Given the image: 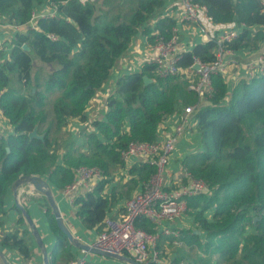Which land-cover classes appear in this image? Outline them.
<instances>
[{"label": "trees", "instance_id": "1", "mask_svg": "<svg viewBox=\"0 0 264 264\" xmlns=\"http://www.w3.org/2000/svg\"><path fill=\"white\" fill-rule=\"evenodd\" d=\"M193 2L206 7L215 24L241 27L239 36L226 44L228 50H257L264 42L259 0ZM165 3L0 0V17H7L15 27L27 25L37 6L54 7L57 12L55 18L39 19L34 28L17 33L9 58L0 51V109L13 127L12 134L0 136V248L15 252L26 263L35 255L30 231L21 229L26 225L21 213L16 228L4 231L5 196L19 180L37 176L63 190L73 182L78 167L99 168L104 179L72 205L83 227L100 234L110 212L156 173L154 166L137 162L129 168L127 180L114 182L117 172L126 168L121 152L131 142H155L159 125L179 106L198 102L184 74L161 78L154 74L153 65L146 64L141 72L117 80L106 102L105 119L92 122L93 132L79 134L82 144L72 136L65 139L64 131L72 119L89 122L88 106L109 82L133 38ZM176 26L175 20L165 18L144 34L154 45L158 35L170 39ZM257 27L261 29L255 31ZM217 47L216 40H209L182 51L179 68L187 70L195 57L213 62ZM34 57L48 69L35 71ZM145 77L152 82L145 85ZM212 87L211 95L205 96L209 105L193 115L203 150L183 162L196 179L208 184L210 193L188 200V214L198 229L183 232L184 245L175 250L177 258L171 264H264V75L241 81L231 92L223 76L216 75ZM35 128L43 139L29 138ZM47 216L55 241L49 264H71L76 260L72 245L49 208ZM137 227L156 233L146 219L138 221ZM163 241L158 243L159 253Z\"/></svg>", "mask_w": 264, "mask_h": 264}, {"label": "built area", "instance_id": "2", "mask_svg": "<svg viewBox=\"0 0 264 264\" xmlns=\"http://www.w3.org/2000/svg\"><path fill=\"white\" fill-rule=\"evenodd\" d=\"M77 1L83 5L97 2V0ZM259 2L264 14V0H259ZM183 10L184 23L199 25L210 40L218 42L215 51L216 59L211 63H206L195 57L193 64L187 70L180 69L178 62L183 50L179 42V33L174 29L170 39L157 36L153 45L154 59L148 64L154 66V74L161 78L175 77L186 72L189 90L206 99L205 96L211 95L213 91L212 77L216 75L224 77L227 73L229 62L226 58L233 56L234 52L228 50L226 44L235 40L239 36V31L232 24H215L208 16L207 8L194 3L193 0H183ZM56 15L54 7L37 6L30 22L16 28H23L24 30L18 33H24L29 27L34 28L39 19L55 18ZM48 38L53 41L57 39L53 35H48ZM0 51H2L1 44ZM263 75L264 53L248 64L247 74L243 81L249 82ZM195 110L196 106L185 107L184 117L176 129L175 136L163 142H131L121 152V159L126 165V168L122 170L128 169L134 163L143 162L154 166L156 173L149 182L143 184L139 192L126 200L123 213L118 218L108 215L104 220L103 231L97 234L95 240L90 243L93 250L102 253V257L125 262L118 258L127 256L139 264H164L157 250L159 241L165 238L171 241V245L180 246L182 233L178 224L189 215L188 200L197 195L210 193L208 184L201 179H196L184 165L179 170L180 176L176 179V186L169 184L167 179L169 176L167 166L171 155L177 149L179 137L191 128L192 124V126H197L193 118ZM4 119L6 117L0 109V121ZM0 136L6 137L1 134ZM103 179L104 173L97 167H78L75 170L73 182L61 192L73 203L76 197L85 195ZM142 219H146L156 229L155 234L137 227L138 221ZM83 254L87 253L82 250ZM86 263H89L87 258L80 256L71 264Z\"/></svg>", "mask_w": 264, "mask_h": 264}, {"label": "crops", "instance_id": "3", "mask_svg": "<svg viewBox=\"0 0 264 264\" xmlns=\"http://www.w3.org/2000/svg\"><path fill=\"white\" fill-rule=\"evenodd\" d=\"M183 11V0H166L165 7L157 11L154 18L140 29L137 36L133 38L129 51L120 58L117 65L112 70L109 82L104 85L102 90L97 94V96L88 106L86 115L89 118L90 123L96 120L105 119V115L108 110L106 102L109 96L114 93L117 80L124 75L141 72L144 66L154 59L155 52L153 49V45L149 43L148 37L144 34V30H154L157 23L162 19L171 18L177 23L175 30H177V32L179 33V42L183 51H190L196 45L206 44L210 40L209 37L202 32L199 25L187 24L183 22ZM232 25L236 30H241V27L237 26L235 23H233ZM260 29L261 27H257L254 30L256 31ZM23 30V28L19 29L11 26L8 23L7 17H0V44L2 46V49L6 52V59L9 58L10 51L12 49V41L14 40L16 34L19 31ZM263 53L264 42L257 50L245 49L234 52L233 56H227L226 60L229 62V66L227 73L223 78L225 83L228 85L230 92L246 77L248 64L253 62L259 55ZM184 75L188 79V75L186 72L184 73ZM207 105H209V102L204 97L198 96V102L195 105L179 106V109L176 113L168 117L159 125L156 141L163 142L176 135V129L181 124L182 118L184 117L185 107L196 106V109H200ZM85 128H87V126L83 124L79 119H72L69 121L68 127L64 132L66 135L76 138L77 142L79 144H82V140L78 138L79 134ZM94 130L95 129L92 127L90 128L89 132H93ZM12 133L13 127L9 124V122L6 119L1 120L0 134L3 136H8ZM202 150L201 136L197 126L194 128H189L184 134L179 137L177 149L169 159V163L167 166V172H169V176L167 177L168 183L176 186V179L180 176L179 170L183 167L184 160L190 155L202 152ZM129 168L126 170H119L117 172V176L115 177L116 181L114 182H117L124 177L125 180H127V178L129 177ZM17 183L18 182L14 183L9 188L5 196V211L7 212V216L4 218V231L8 232L16 228L15 225L20 217V213L23 216V213L16 207V204L20 201V203L22 205L24 204L23 206H25L29 211L31 218L38 228L39 233H41V239L43 238L42 236H46L50 239L47 244L45 243V247L48 251L49 256V251L51 253V250L55 243L54 235L52 233L51 224L47 216L48 211L43 210L40 207L42 200H45L50 206L49 201L46 198L44 192L41 191L37 184L31 183L30 181H21L19 185H17ZM113 185L116 184L114 183ZM23 186L25 191H22ZM50 188L59 207L61 208V213L65 220V223L67 224V227L72 231V234H74L75 237L82 242L89 244L92 243L95 240L97 233L95 231H89L83 227L82 222L76 216L75 209L73 208L72 203L64 197L61 192L62 190L54 189L51 186ZM142 188L143 186H140L132 195V197ZM25 193L28 197L25 196ZM126 200L128 199L123 200L116 208H114L110 212V216L118 218L123 213V206ZM16 208L19 211H17ZM67 221L69 222V225ZM178 228L180 229L182 234L183 232L195 231L198 229L195 220L191 215H187L185 218H183L179 222ZM21 229H28L30 231L31 238L33 239L34 243L35 237L32 231L29 229L28 225L26 224L25 226L21 227ZM1 235L2 231H0V237ZM183 245V239H181V244L178 247L171 245V241L165 239V241L161 243L162 249L160 250V253L164 256L163 258H161L164 264H171L177 258L175 250L177 248H181ZM71 251L76 258L80 256L86 257L87 261L91 264H128L127 262H120L87 252V254L82 255V250L74 246H72ZM36 254L37 259L42 260L44 264L43 251L41 250L39 245H37V251L35 249L34 256H36ZM22 261L23 259L15 252L9 249L0 248V264H6L7 262L9 264H20L22 263ZM35 264H38V260Z\"/></svg>", "mask_w": 264, "mask_h": 264}, {"label": "water", "instance_id": "4", "mask_svg": "<svg viewBox=\"0 0 264 264\" xmlns=\"http://www.w3.org/2000/svg\"><path fill=\"white\" fill-rule=\"evenodd\" d=\"M24 50L29 51V48L27 45L23 46ZM152 80L148 77L144 78V83L145 85H148L149 83H151ZM29 138L30 139H34V138H38V139H43V136H39L38 135V129L35 128V130L29 134ZM29 181L31 183L37 184L39 186V188L41 189L42 192H44L46 198L49 201L50 204V208L53 211V215L55 216L56 222H57V226L58 228L66 235V237L68 238L70 244L80 250H83L87 253H91V254H95L98 256H101L102 253L101 252H97L95 250H93V248L90 246L89 243H85L82 242L80 240H78L73 234L72 232L69 230V228L67 227V224L65 223L62 213H61V209L54 197V194L49 186V184L47 182H45L43 179H40L39 177H33L31 179H29ZM19 183H21V181L19 180L17 185H19ZM16 207L23 213V217L26 221V224L28 225L29 229L32 231L34 237L37 240V243L39 245V247L41 248V250L43 251V260H44V264H49V256H48V251L45 247V244L43 242V240L41 239L40 233L38 231V228L35 224V222L33 221V219L31 218V215L29 213V211L27 210V208L25 206H23L22 204H20L19 202L16 204ZM120 260H123L125 262H127L128 264H139L137 263L135 260L127 257V256H122L120 258H118ZM6 264H9L8 262Z\"/></svg>", "mask_w": 264, "mask_h": 264}, {"label": "rangeland", "instance_id": "5", "mask_svg": "<svg viewBox=\"0 0 264 264\" xmlns=\"http://www.w3.org/2000/svg\"><path fill=\"white\" fill-rule=\"evenodd\" d=\"M2 51H4L3 49H2ZM4 53H5V55H6V52L4 51ZM34 59V62H35V71L39 68V67H43V68H45V69H48V67L47 66H45V65H42L40 62H39V60H38V58H36V57H34L33 58ZM83 124H85L86 126H87V128H85L84 130H87L88 132L90 131V128H92L91 127V124L92 123H90V121L88 122V123H83ZM193 125V124H192ZM191 125V128L193 127H196V126H192ZM70 136L69 135H66V137H65V139H68ZM63 154V151H60V155H62ZM119 177H121V176H119ZM24 181H26V180H24ZM18 182V181H17ZM22 191H25V189H24V186L22 187ZM26 194V193H25ZM26 197H28L27 196V194L25 195ZM30 202V201H29ZM40 207L43 209V210H46V211H48V208L50 209V212H51V214H53V211H52V209L50 208V206L47 204V202L45 201V200H42V203L40 204ZM61 209V208H60ZM208 217H209V219H211V217H212V214H208ZM38 222V221H37ZM39 223V222H38ZM67 223H68V225H69V222L67 221ZM71 227V226H70ZM249 232H251V231H249ZM41 234V233H40ZM43 238H42V240H43V242H44V244L46 243H48L49 241H50V239L49 238H47L46 236H42ZM34 243H35V249H36V251H37V245H38V243H37V240H36V238H34ZM49 254H50V251H49ZM204 255L203 254H200L199 255V257H203ZM37 260H38V264H43V262H42V260H40V259H37V254H36V256H34V258L30 261V262H28V263H26L24 260V262L22 261V263H20V264H35V263H37ZM210 260L212 261V262H214L215 261V258L214 257H212V258H210ZM170 264V263H169Z\"/></svg>", "mask_w": 264, "mask_h": 264}, {"label": "bare ground", "instance_id": "6", "mask_svg": "<svg viewBox=\"0 0 264 264\" xmlns=\"http://www.w3.org/2000/svg\"><path fill=\"white\" fill-rule=\"evenodd\" d=\"M28 185H30V184H28ZM64 219V218H63ZM65 221V220H64ZM70 230V229H69ZM71 231V230H70ZM72 232V231H71ZM74 235V234H73ZM75 236V235H74ZM79 240V239H78Z\"/></svg>", "mask_w": 264, "mask_h": 264}]
</instances>
